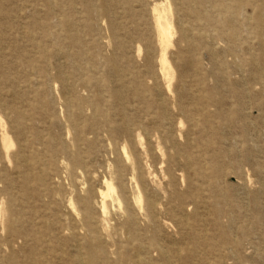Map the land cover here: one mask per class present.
<instances>
[{"label":"bare ground","instance_id":"bare-ground-1","mask_svg":"<svg viewBox=\"0 0 264 264\" xmlns=\"http://www.w3.org/2000/svg\"><path fill=\"white\" fill-rule=\"evenodd\" d=\"M145 3L84 0L78 4L89 23L81 25L76 0L70 5L62 0H0V194L10 204L8 215L0 212V264H207L212 256L206 247L214 245L197 232L200 202L192 199V178L213 183L219 169L228 165L220 148L211 149L215 143L203 140L211 126L207 106L185 96L190 91L197 97L192 88L200 90L205 83L201 63L194 57L198 48L209 51L214 69L234 71L233 61L245 41L236 25L238 7L254 9L253 35L257 47L264 48V0H162V10L155 6L150 11ZM43 10L45 21L37 22ZM121 13L136 20L135 26L121 21ZM105 26L108 35L103 33ZM87 28L92 31L90 41ZM175 31L180 36L177 57L169 55ZM107 44L100 64L109 76L94 72V80L85 82L84 68L77 63ZM145 50L139 67L135 57ZM253 70L249 76L255 82ZM143 72L153 85L142 80ZM176 72L180 87L173 85ZM194 77L198 85H189ZM58 81L64 115L53 104ZM243 99L237 103L241 111ZM216 112L214 118L232 128L231 119ZM186 121L193 129L185 133ZM39 125L59 126L61 138L39 130ZM237 128L248 142V125ZM65 179L89 184L85 197L64 203ZM100 180L103 189L97 191L92 183ZM69 190L76 196L85 188L71 185ZM115 206L121 211L119 218H111ZM243 232L247 242H236L237 252L230 260L240 261V255L253 247ZM223 262L224 257L216 264Z\"/></svg>","mask_w":264,"mask_h":264},{"label":"rangeland","instance_id":"rangeland-1","mask_svg":"<svg viewBox=\"0 0 264 264\" xmlns=\"http://www.w3.org/2000/svg\"><path fill=\"white\" fill-rule=\"evenodd\" d=\"M6 1L7 0H4L5 3ZM36 1L42 4L44 0ZM70 1L73 0H62V4L69 3L68 5H70ZM83 1L84 0H76L77 7H75V9L80 24L86 25L89 23L84 14L86 10L82 5L78 4ZM145 2L147 11H150L155 6H159L162 10V0H145ZM18 5L20 6V4ZM232 5L235 6V4ZM68 8L69 10L72 9V7ZM209 10L211 13L215 12L214 8L210 6ZM45 11L46 10L41 11L38 16L40 20H36L37 22L45 21L47 16ZM78 11L83 13L78 14ZM253 12L254 9L251 7H238L236 25L240 28L241 37L245 38V41H242L239 45L237 57L233 61V63H236L234 65V71H231L230 68L227 71L214 69L209 51L204 48H198L194 57L201 63V69L206 75L205 83L199 86L200 90H196L195 87L192 88L193 92L198 94L197 97L191 96L190 91L186 93L185 96V100L202 102L207 106L211 113L209 118L211 126L207 132V137L203 140L211 142V144L215 143L211 145V149L214 148L218 150V148H220L228 165L227 169H219L215 182L213 183L198 179V177L195 176L192 178L191 191L194 195L192 199H196L200 202V209L196 217L199 224V226H197V228H199L197 232L199 237H203L207 240V243L214 245V247H206L207 253L212 255L206 260L207 264H216L222 257H224L223 264H264V48L261 49L257 47V40L253 35L255 27ZM56 14L58 16L60 13L57 11ZM69 14L71 15V12ZM119 17L122 18L121 21L129 25V27H133L132 24L134 23L136 24V20L128 18L123 13H121ZM174 24L180 28L176 18H174ZM103 30V33L108 35L109 30L106 26ZM91 32V29H86L85 34L88 41L91 39ZM177 41H180V36L177 31H175L173 38L174 45L169 50L170 56L177 57ZM220 43L223 46L224 43ZM90 47L91 44L89 43V48ZM105 47L106 49L102 47V50L93 49V51L83 56L79 60V63H77L79 67L84 68L82 74L85 82H92L94 80V72L99 74L97 76H103L105 79L109 76L107 68L105 67L102 69V63L100 64V62L103 61L101 55L109 50L110 45L107 44ZM20 48V46L17 47L18 50ZM154 49L156 57L159 48L155 45ZM147 51L148 50L142 51L141 57H135L139 67L142 66ZM123 62L124 61L121 60V64H123ZM225 64H221L223 68H225ZM157 65V62H155V68H157ZM239 66L243 68L240 69ZM258 68L262 70L260 71ZM251 69H254L253 71L257 76L255 82L250 81L249 75L252 74L250 72ZM127 70V72H131L133 66L129 67ZM175 74L173 85H178L180 87L181 84L178 72ZM142 76V80L147 82V85H153V80L149 74L143 72ZM79 79L80 76L77 78V85H81ZM127 80L130 81L131 79L129 78ZM190 81L191 83H189V85H198L197 78H191ZM2 85L9 84L3 83ZM55 85L56 98L53 104L54 107L64 115V108L62 105L63 99L61 96L62 84L58 81ZM160 91L165 93L163 84H161ZM128 97L132 98L131 96H127V98ZM211 99L220 100L219 104ZM241 99H243V103H246L242 111L237 105L238 101L240 102ZM221 101L223 102L222 104H220ZM259 103L263 104L261 106L262 111L257 109ZM216 109L222 118L231 119V122H233L232 128L228 127L229 125L225 120L214 118L213 114L217 113ZM194 123H196V121H194L193 124ZM243 124L248 125L249 131L247 137L250 139L248 142L242 140L243 138H241L239 129L237 128ZM215 125L218 127L216 132L213 128H216ZM234 125H237V127ZM191 127L192 122L186 121L183 132H189L193 129ZM38 129L46 133H53L58 139L61 138L63 133L62 128L59 126L50 129L48 126L39 125ZM89 137L92 138L93 136L89 135ZM145 138L144 143L149 147V142L146 141L148 137L145 136ZM198 138L199 134L193 136L195 141H197ZM119 147L123 148V144ZM85 149H87V146H83V150ZM170 150L171 149L165 148L166 153H169ZM202 150L205 153H209V148H205V146L202 147ZM224 150L228 152L224 154ZM194 151L199 152L198 148L194 149ZM99 155H105V152H101ZM61 158L63 160L66 159L65 156ZM165 160L167 161V158ZM100 166L101 163L98 161L96 165V175L99 177L102 173ZM151 169L154 170V167L151 166ZM207 170H210V165L206 166V171ZM127 172L130 174L129 170H127ZM243 183L245 184L244 188L242 187ZM64 184L68 188L66 192L61 193V198L64 203L71 198L75 200L76 198L85 197L89 189V184H84L82 180L75 181L71 184L69 179H65ZM92 184L97 191L103 189L101 180L95 181ZM71 185L77 188H85V190L81 193L78 192L75 196L73 193L71 194L69 190ZM14 191H18V189H14ZM35 196L39 195L35 193ZM49 202L50 200L48 198H45L43 201V203H45L44 205H48ZM52 208V206H49V209ZM38 209L44 212L41 206H38ZM9 210L10 204L7 196L5 194H0V212L8 215ZM45 211L48 212V208ZM121 215L118 206H115L111 218H119ZM192 222H195L194 218H192ZM242 230L252 239L253 247L250 251L240 255V261L230 260L231 256L237 252L236 242H247V238L241 236V233H244ZM164 232H166V230ZM105 234L108 235L109 232L105 231ZM169 234L172 238H177L175 232L169 230ZM241 243L240 247H242ZM153 257L155 258L156 256L153 255Z\"/></svg>","mask_w":264,"mask_h":264}]
</instances>
